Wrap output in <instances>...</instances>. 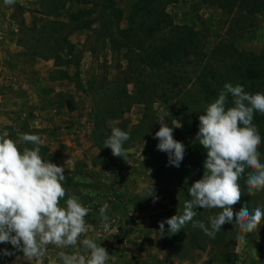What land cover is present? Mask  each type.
<instances>
[{
  "label": "rangeland",
  "instance_id": "374dc122",
  "mask_svg": "<svg viewBox=\"0 0 264 264\" xmlns=\"http://www.w3.org/2000/svg\"><path fill=\"white\" fill-rule=\"evenodd\" d=\"M134 1L16 0L13 5H5L0 0L6 37L13 36L14 47L19 46L8 57L14 55L10 60L16 62L18 56L25 57L34 64L33 69L24 68L29 69L31 77L43 80L46 87L53 84L58 91L55 96L37 99L35 106L43 110L56 106L63 117L58 121L59 117L41 116L34 106L26 108L22 102L16 105L18 109L10 108L1 95L0 134L6 132L23 151L33 145L21 141L20 136L27 133L41 137L39 124L58 121L65 129L85 126L91 131L90 137L106 156L108 168L121 165L119 170L124 172L121 178L116 176L106 182L104 195L85 196L83 200L99 205L103 203H95L92 198H104L108 203L111 234L118 241L122 239L117 247L132 250L130 254L123 252L129 264H264V220L255 231L246 234L244 244L236 239L235 215L232 222L222 225L214 239L193 228L192 222L177 233L168 232L166 223L165 231H159V222L183 212L185 202L191 199L189 188L203 177L207 150L197 138L199 116L218 98L226 83L241 84L251 94L264 93V10L242 8L228 13L200 0L169 4L166 9L171 26L164 29V36L175 34L176 27L186 25L198 29L206 38L203 55L188 56L166 72L150 69L146 54L140 56V61L134 47L127 44V39L135 42L139 38L137 31L127 35L121 32L127 27L128 10ZM54 13L63 18H50ZM108 32L113 33L119 47L110 48ZM4 49L3 45L2 58ZM1 65L0 94L12 79L0 60ZM14 73L20 76L21 67ZM228 106H232L231 95ZM167 112L170 116L165 121L174 126L173 138L186 149L179 168L168 165L167 153L157 149L159 140L154 138L160 128L158 120ZM253 123L261 136L258 150L264 162V115L254 113ZM113 127L130 134L124 143L123 158L113 156L111 149L104 147ZM40 147L43 159L53 163L52 152L45 145ZM249 171L246 168L239 180L242 196L240 203L233 206L234 214L245 205L250 210H264V191L248 194L245 181ZM113 181L123 184L122 188L115 187ZM152 187L158 197L155 203ZM220 211L197 208L193 220L207 225L208 217ZM0 249L14 252L6 256L9 264H41V259H24L23 252L10 243ZM86 250L81 245L76 253Z\"/></svg>",
  "mask_w": 264,
  "mask_h": 264
},
{
  "label": "clouds",
  "instance_id": "9594fccd",
  "mask_svg": "<svg viewBox=\"0 0 264 264\" xmlns=\"http://www.w3.org/2000/svg\"><path fill=\"white\" fill-rule=\"evenodd\" d=\"M13 5L16 0H4ZM232 106H228V97ZM264 115V93L251 94L241 84L224 85L218 98L210 103L205 113L199 116V143L207 150L203 177L189 188L191 199L187 200L181 214L173 215L159 222V231L177 233L192 222L205 235L215 238L222 225L233 221L238 229L236 239L247 243L246 234L255 231L264 220V210L256 207L250 210L245 205L234 214L233 206L241 201L240 178L248 172L245 184L248 194L264 191V162H261L259 147L261 136L253 123L254 113ZM167 112L158 120L159 130L154 138L159 140L157 149L167 153L168 165L179 168L185 155V145L173 138V127L165 121ZM180 127V126H179ZM21 141L31 143L32 148L20 150L18 143L0 134V243H10L15 250L31 261H39L48 252L49 245L61 249L57 257L62 264H108L110 255L106 249L90 238L80 239L88 231L85 217L90 208L84 206L75 195H68L64 187L65 168L57 166L41 156L43 140L36 134H22ZM130 134L113 127L105 146L113 156L126 155L124 143ZM145 143V142H144ZM55 151V150H54ZM67 195L64 205H61ZM94 195V193H93ZM153 202L155 197L152 187ZM197 208L221 209L208 217L209 223L194 221ZM108 205L99 209L103 221L102 229L112 231ZM78 242L88 254H68L63 249L75 247ZM14 252L2 250L0 255L11 256Z\"/></svg>",
  "mask_w": 264,
  "mask_h": 264
},
{
  "label": "crops",
  "instance_id": "0c3cea01",
  "mask_svg": "<svg viewBox=\"0 0 264 264\" xmlns=\"http://www.w3.org/2000/svg\"><path fill=\"white\" fill-rule=\"evenodd\" d=\"M1 2L4 3V0H1ZM56 14L57 13L49 15V17L59 18L60 16L57 17L58 15ZM1 20L2 18L0 19V28L4 29V23H2ZM7 40H9L10 42L7 43L6 41L4 43L5 49L3 53L5 52V56H3L2 58V55H0V60L4 64L3 68L9 69L6 71H8V73L10 74V79L12 78L13 81L11 79L9 83L10 86L2 92L3 94L1 93V97H6V101H8L10 108L18 109L16 105L18 106V103L22 102V104L25 105L26 108H31V106H34L36 111H40L41 116H47V118H49L50 116L59 117L58 121L59 119L62 120L63 117L59 115L60 111L59 108H55L56 106H48L46 110H43V108L39 109L38 105L35 106L37 99H44V97L49 98L50 96H55L58 91L56 88L53 87V84L49 83L48 87H46L43 84V80L31 77V72H28V70L33 69L34 64H31L32 62L25 59V57L23 58L21 56H18V58L20 57V59L17 62L14 60H10L14 57V55L8 57V54L16 49L14 47V45L16 44L15 38L13 36H10V38ZM18 47L16 51L18 50ZM11 64L13 68H10ZM1 67L2 65L0 66V68ZM16 67L18 69H20L21 67L22 69V74H20V76H17V74L14 73L17 71ZM28 67L29 69L24 70V68ZM50 86L51 89H49ZM45 87L47 91H44ZM41 116H38V121L41 120ZM58 121H55V123L50 124H39L38 127L42 128L40 129L42 137L41 139L43 140L42 146L45 145L49 152H52V154L54 155L53 158L55 160L53 161V163L57 166L65 168L64 175L66 178L64 181V187L67 190V194L75 195L79 198V201L84 206L90 208L91 210L89 215L85 217V220L88 224V231L86 235L81 236L80 239L82 240L84 238H90L95 240L100 246L104 247L110 255L108 264H129V261H125L128 258L127 256H125V253L128 252V254H130L132 250L126 251V246L125 248L122 246V249L118 248L117 244L118 242H121L122 239L118 241L117 237L111 234V231L105 232L102 229V219H97V217L100 215V207L105 204L108 205V203L105 202L104 198H102L103 201H96V198L90 197L93 201H95V203H103L99 205H94V203L87 202V200H83L85 196H94L96 194H98V196L104 195L105 190L108 189L106 182L112 181L111 179L115 180L116 176L117 179L121 178V173H123L124 171H120L119 169L123 167L119 165L120 168H108L105 162L107 160L106 156L94 145L92 139L93 137H90L91 131L86 129L85 126H80L76 129L75 127L72 129L69 128L71 130L70 131L69 129H65L60 124V122L58 123ZM48 125L50 127H48ZM112 184H114L115 187L118 188H122L123 185L119 182L116 183L114 181L112 182ZM109 187L111 186L109 185ZM66 199L67 195L63 200H61L62 206L64 205ZM107 211H109V208L107 209ZM112 224L113 223H110V227L112 226ZM114 224H118V222L114 221ZM119 227L120 226H118V228ZM2 245H4V243H0V246ZM53 247L54 249L52 250L50 246H48V252L43 258H41V264H62V261L59 260V258L57 257V252L61 249L56 248L55 245H53ZM79 247H81V244L78 242L75 247L70 246L66 249H63V251L68 254H74L76 253ZM83 254L87 255V250L86 252L84 251ZM4 257L6 256H0V260ZM6 258L7 262L5 264H9V258Z\"/></svg>",
  "mask_w": 264,
  "mask_h": 264
},
{
  "label": "trees",
  "instance_id": "16d2710c",
  "mask_svg": "<svg viewBox=\"0 0 264 264\" xmlns=\"http://www.w3.org/2000/svg\"><path fill=\"white\" fill-rule=\"evenodd\" d=\"M200 1L211 6H217L228 13L240 11L242 8L264 10V0ZM175 2L176 0H135L128 10L127 27L121 32L127 35L130 31L135 30L139 33V38L135 42L127 39V44L134 47L136 56L140 61V56L143 53L146 54L145 59H147L150 69H164V71L169 72L188 56L199 58V54L203 55L206 37L198 29H191L189 26L182 25L176 27L175 34L163 35L164 29L171 26V16L166 7ZM82 28H86V26ZM106 37L109 39L111 49L119 47L112 32H108ZM148 47L151 49L149 50ZM149 53H151L150 58L147 57ZM248 70L250 72V69ZM95 138L98 140L99 137L96 136Z\"/></svg>",
  "mask_w": 264,
  "mask_h": 264
},
{
  "label": "built area",
  "instance_id": "2783aa9c",
  "mask_svg": "<svg viewBox=\"0 0 264 264\" xmlns=\"http://www.w3.org/2000/svg\"><path fill=\"white\" fill-rule=\"evenodd\" d=\"M6 31L3 29V28H0V50L2 49L4 43L6 42L7 40V37H6ZM0 78H2V76H0ZM1 96V94H0ZM88 253V251H87ZM7 262V258L4 257L0 260V264H5Z\"/></svg>",
  "mask_w": 264,
  "mask_h": 264
}]
</instances>
